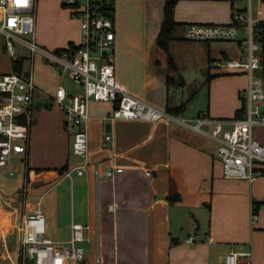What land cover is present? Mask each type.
<instances>
[{
	"label": "crops",
	"instance_id": "0c3cea01",
	"mask_svg": "<svg viewBox=\"0 0 264 264\" xmlns=\"http://www.w3.org/2000/svg\"><path fill=\"white\" fill-rule=\"evenodd\" d=\"M112 1L117 79L132 95L173 118L158 122L105 120L117 102L92 100L91 165L84 175L66 177L62 168H72L82 160L72 152L73 135L66 127L65 110L51 98L59 86L64 87L62 74L47 61L50 67L40 64L50 76L35 72L33 67L37 89L27 151L13 153L8 164L0 167L1 178L9 177L12 169L23 172L20 204L9 189L0 185V264H20L22 216L39 202L47 217V235L52 239L71 238L73 223L87 226L86 258L81 264H226L230 251L250 253L252 264H264V174L253 181L225 178L219 141L179 121L184 118L192 124L204 111L214 119L230 121L245 116V111H237L246 108L248 75L225 73L217 67L218 60L245 56L240 42L194 41L186 36L189 24L231 20L184 19L180 12L183 0H179L175 19L180 24L168 43L172 68L169 55L157 42L166 0ZM48 2L57 11V18L74 21L77 26L74 30L67 26L61 35L50 38L53 50L70 42L78 44L80 22L71 19V10L63 0H37L36 23L39 11L45 18L43 7ZM241 2L235 0L243 6ZM260 19L264 20V5ZM240 35L245 32L240 31ZM182 46L190 49L185 61L188 69L199 73L208 90V100L196 110L188 105L204 87L196 85L192 92H180L192 88L181 72V59L177 61L176 50H172ZM29 71L23 64L21 74ZM258 73L264 88V68ZM170 77L174 79L172 84H168ZM175 86L180 93L173 99L171 89ZM188 99L185 110L169 112L168 106H178ZM261 109L264 111V100ZM106 132L113 139L104 146ZM253 136L264 145V124L254 126ZM108 166H123L125 171L111 179H97L94 169ZM67 179L72 181L69 192L68 186L62 185ZM254 212L257 219L252 222ZM248 257H242L241 263L247 264Z\"/></svg>",
	"mask_w": 264,
	"mask_h": 264
},
{
	"label": "built area",
	"instance_id": "2783aa9c",
	"mask_svg": "<svg viewBox=\"0 0 264 264\" xmlns=\"http://www.w3.org/2000/svg\"><path fill=\"white\" fill-rule=\"evenodd\" d=\"M106 0H64L71 16L80 22L81 41L78 48L66 46L61 51L48 50L37 42V0H0V33L7 53L16 55V44L27 46L32 52V65L28 75L16 71L0 73V167L8 164L13 153H26L33 122V100L37 86L33 67L36 54L53 65L61 74L66 73L81 87V93L72 94L59 86L52 101L65 110L66 127L73 135L72 152L81 163L68 168L65 176L73 173L84 175L91 165L89 148L90 104L96 101H116L117 106L105 120L137 119L163 121L171 114L150 105L132 95L116 76L115 19L114 11L105 5ZM109 1V0H107ZM264 0H248L245 7L235 4L229 23H192L186 36L194 41H239L245 56L237 59L218 60L217 67L225 73H246L249 78L245 90V116L235 120L214 119L201 112L191 124L187 119L179 120L190 125L201 134H209L219 141L218 155L227 179L255 180L264 174V145L254 138L253 128L264 124V100L262 76L264 68L262 43L255 38V28L261 21ZM245 35L241 37L240 31ZM29 35L30 39L23 36ZM19 59V58H18ZM228 124H231L229 126ZM113 136L106 132L103 144L111 142ZM125 171L123 166H108L104 170L94 169L97 179L114 178ZM150 173V172H148ZM10 175H13L11 172ZM10 204V202H8ZM113 208V205L110 206ZM257 219L252 214V222ZM87 226L72 224V235L68 240H55L47 235V217L41 202L23 214L20 223L22 255L34 264H81L86 258L84 241ZM193 240V237L190 238ZM250 253L230 251L226 264H242L247 258L252 264Z\"/></svg>",
	"mask_w": 264,
	"mask_h": 264
},
{
	"label": "rangeland",
	"instance_id": "374dc122",
	"mask_svg": "<svg viewBox=\"0 0 264 264\" xmlns=\"http://www.w3.org/2000/svg\"><path fill=\"white\" fill-rule=\"evenodd\" d=\"M64 1V0H63ZM244 2V3H243ZM241 2V5L245 6L248 3V0H243ZM181 16L184 17V19L191 20L193 18L195 19H215L214 21H230L232 17V11L233 8L231 7V1L230 0H197V1H188V0H183L181 1ZM68 8V7H67ZM42 10V8H41ZM43 11L45 12V18L40 17V11H39V17L37 18V23H36V34L38 36V44L48 50H53L51 47V41L50 38L57 37V35H61L64 31V29L67 26H70L74 29L77 28V26H74L75 22H66L62 21L60 18H57V11L55 8L51 5V2L47 3L46 6L43 7ZM42 12V11H41ZM42 14V13H41ZM72 20L77 21L75 18H73L70 15ZM219 19V20H217ZM78 22V21H77ZM45 38H43V36ZM26 39H30L29 35H24L23 36ZM225 42V41H221ZM40 43H43L40 44ZM16 44V55L15 58H22L24 60V70L29 71L31 65H32V52L27 46H23L18 42H15ZM176 50V55L175 59L177 61H180V67H181V72L182 70L184 71L183 75L185 77V80L187 81L188 84H191L192 88L189 89H183L180 92H184L187 94V92H192L194 89L193 86H199L203 85L204 88L199 89L198 93L194 97V99L191 100L189 103V108L191 110H196L198 109L199 105L202 102H206L208 100V90L207 86L205 87L204 80L199 76V73L196 70H189L187 67L186 61V54L190 52L189 47H173L172 50ZM190 57V55H189ZM12 57L7 53V51L4 48L3 44V36L0 33V73L1 72H7L12 69ZM43 63L44 66L48 65L46 63V60L43 58V55H41L39 52L35 56L34 60V71L35 72H41L43 75L48 74L50 76V72L45 73V69H43V65L40 63ZM49 66V65H48ZM50 67V66H49ZM177 79V78H176ZM61 82L64 85V87L69 91L72 92V94H77L79 91V85L74 83L71 78L66 73H62L61 76ZM172 98L174 99L176 96V93L180 90L178 86L172 87ZM178 92V93H180ZM177 93V94H178ZM73 157V154H72ZM15 164L14 166H16ZM14 168V167H13ZM14 175L7 178H1L0 177V185L6 189H9V194H14L16 198L19 200L18 204H20V197L22 196L21 191L19 190V182H21L22 174L23 172H19L15 169H12ZM75 175V174H74ZM75 177V176H74ZM62 184V183H61ZM63 186H68V192L69 190L71 191L72 189V181L70 179H67L66 181L63 182ZM22 186V184H21ZM19 190V191H18ZM19 196V197H18ZM14 198V196L12 195ZM12 199V198H11ZM47 205V201L45 202V206ZM17 243V239L15 240ZM22 263L27 259V257L22 255ZM19 264V263H18ZM21 264V261H20Z\"/></svg>",
	"mask_w": 264,
	"mask_h": 264
},
{
	"label": "trees",
	"instance_id": "16d2710c",
	"mask_svg": "<svg viewBox=\"0 0 264 264\" xmlns=\"http://www.w3.org/2000/svg\"><path fill=\"white\" fill-rule=\"evenodd\" d=\"M179 0H166L165 3V8H164V12H165V16H164V21L162 23L161 26V30L158 36V45L167 52V54L169 55V63L170 66L172 68H174L173 66V61L170 57L169 54V50H168V43L169 41L173 38L174 35V31L176 29V27L180 24L178 21H176L175 19V10H176V5L178 3ZM64 5L66 6V4L64 3ZM105 5L109 10H112L115 12L114 9V5H113V1L109 0V1H105ZM235 5V0H233V6ZM255 38L257 40H259L262 45H264V20H261L259 22V24L257 25V27L255 28ZM69 47L71 48H78L77 44L74 42H70ZM65 47H60L55 49L57 52L61 51L62 49H64ZM23 62L24 60L22 58H17V59H12V68L13 71H16L18 73H22V69H23ZM25 75H28V73H26ZM174 82L173 78H168V84H172ZM189 102L188 100L183 101L180 105L178 106H168V110L169 112H174V113H180L183 110H185L187 104ZM245 106H243L240 110H238L237 112H244L245 111ZM68 166L62 168L63 172L65 173L68 170ZM172 198V196H170V199ZM256 213V212H254ZM22 260H24L23 258H21V264H34L33 260H31L30 258H27L25 260V263Z\"/></svg>",
	"mask_w": 264,
	"mask_h": 264
}]
</instances>
